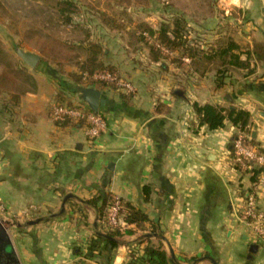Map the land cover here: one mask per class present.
Returning a JSON list of instances; mask_svg holds the SVG:
<instances>
[{
    "label": "crops",
    "instance_id": "1",
    "mask_svg": "<svg viewBox=\"0 0 264 264\" xmlns=\"http://www.w3.org/2000/svg\"><path fill=\"white\" fill-rule=\"evenodd\" d=\"M159 2V8L171 4L172 20H163L161 9L158 20L171 29L181 21L188 38L202 37L211 45L199 43V49L216 58L201 65L172 51L171 59L151 56L145 67L128 56L111 60L113 48L102 47L107 64L123 70L137 92L126 98L91 86L106 100L100 114L107 128L94 142L80 126L53 120L61 90L43 75H33V88L13 97L12 106L0 101V210L9 216L6 227L21 264H128L131 251L160 243L171 264H264V244L240 221L254 182L230 165L237 129L198 128L192 106L250 112L252 138L255 133L264 147V56H255L248 68L232 65L229 56L225 65L220 59L230 44L237 46L230 54L244 61V47L264 43V0ZM114 40L120 41H109ZM225 67L218 86L217 72ZM70 94L67 102L84 104ZM101 196L118 197L147 218L143 228L124 222L116 247L98 239L112 232L89 203ZM36 220L41 221L29 225Z\"/></svg>",
    "mask_w": 264,
    "mask_h": 264
},
{
    "label": "rangeland",
    "instance_id": "2",
    "mask_svg": "<svg viewBox=\"0 0 264 264\" xmlns=\"http://www.w3.org/2000/svg\"><path fill=\"white\" fill-rule=\"evenodd\" d=\"M156 1L160 4V0H0V101L9 102L11 105L13 97H19V94L33 88L35 75H43L61 90L62 97L56 102L74 106L73 102H67L69 93H74L70 94L72 98L80 99L79 89L102 85L92 78L94 74L109 69L119 78L131 82L135 92H124L123 95L124 93L118 91L115 86L109 84L108 87L126 98L133 97L137 92L135 84L123 70L107 64V56H99L105 69L91 72L92 49L98 44L101 47L106 46L109 50L113 48L111 60L118 61L119 58L128 56L145 67L151 64V48L159 53L160 58L171 59V46L161 44L156 35L150 38L146 31L147 27H151L149 24L157 26V29L159 25L167 24L160 21V12L156 14L159 9L163 10L165 15L163 20H172L168 19L171 4L164 3L162 7L159 5V8L155 4ZM167 25L170 26L169 23ZM142 32L147 39L141 35ZM108 37L107 45L102 46L100 41L106 42ZM113 37L120 41H109ZM190 40L195 44L191 45L194 48H200L202 45L207 48L211 45L204 44L205 40L197 35ZM125 45H128V48ZM157 45L165 48L169 54ZM255 45L264 48V43H254L251 47H244L241 55L251 52ZM17 50L40 56L36 68L31 69L26 65L18 56ZM258 52L261 53V50ZM253 58L249 64L254 62ZM220 59L224 61L221 56ZM243 60L247 59L244 57ZM245 72L247 74L249 71ZM81 102L84 103L82 100ZM0 213V218L4 217L7 226L9 220L5 217L9 216L5 215L3 210H0Z\"/></svg>",
    "mask_w": 264,
    "mask_h": 264
},
{
    "label": "trees",
    "instance_id": "3",
    "mask_svg": "<svg viewBox=\"0 0 264 264\" xmlns=\"http://www.w3.org/2000/svg\"><path fill=\"white\" fill-rule=\"evenodd\" d=\"M145 26V25H144ZM147 27V26H145ZM149 37L151 36H157L161 44H169L171 46L172 51L175 52H181L183 55L188 56L190 59L195 60L199 59L201 61V65L204 63L211 64L214 62L217 54H212L209 52H203L199 49L198 46H191L190 43L191 40L188 38L187 32L185 30V27L181 25V21H177L175 23V29H171L170 26L167 24H161L158 31L153 30L152 28H146ZM173 32L175 34V37H172L170 32ZM144 32L141 33V35L144 36ZM145 37V36H144ZM145 39H147L145 37ZM92 49V55L90 58V61L93 65L90 66L91 72L98 69V70H104L105 66L101 62V58L99 56L104 57L103 48L98 44L97 46H93ZM237 48L234 44H230L228 48H226L220 56L223 57H230L232 65H236L237 67L242 68H248L250 60L255 56H263L264 55V48L260 45H255L254 48L251 50V52H248V58L247 60L242 61L239 55H233L230 54L232 49ZM154 48H151L150 55L152 56V59L159 60L161 59L159 57V53L157 51H154ZM258 50H261V53L258 52ZM158 54H157V53ZM223 64H226V61L223 62ZM107 69V68H106ZM109 69V68H108ZM105 70L109 71L111 73L112 70ZM228 69L222 68L219 69L217 72V84L220 86L222 84V79L225 78L226 71ZM102 83L101 86H109L108 83L100 82ZM112 85V84H111ZM62 86V84H61ZM114 86V85H112ZM193 109L197 115V126L198 128H201L203 126H206L209 130L214 131L221 128H224L227 124H231L236 129H238L240 132L250 135L251 140L249 141L251 145L256 146L259 145L255 139L252 138V130H251V113L243 110V109H236V108H224L218 105H199L198 103H194ZM61 124H72L70 122H65ZM75 125V124H74ZM236 134L231 139L229 150L231 153V156L234 155V141L236 139ZM251 174V178L253 182H256L259 170L258 169H251L248 171ZM113 200V197L109 196H101L99 198H96L92 200L90 205H93L95 208L99 210L101 219L106 220L107 211L108 208ZM123 202V200H122ZM124 208L129 209V215H125L124 217ZM123 221L127 222V225L130 224H136L138 227L143 228V223L147 220L146 216L139 210H136L132 207L126 206L123 202V211H122ZM112 232L107 233L106 236H98V239L101 241H105L110 243L113 247H116L119 245V242L117 241L118 238L121 236V229H112ZM130 232V231H129ZM108 237H111L115 240L109 241ZM117 239V240H116ZM98 246L96 245V242L93 243L90 246V251L93 253L96 251ZM132 253V261L128 264H171V261L168 257L167 252L163 249V245L160 243L159 246L154 245H147L143 248L142 253L141 251L138 252V250L131 251ZM90 256L89 254H86V257Z\"/></svg>",
    "mask_w": 264,
    "mask_h": 264
},
{
    "label": "built area",
    "instance_id": "4",
    "mask_svg": "<svg viewBox=\"0 0 264 264\" xmlns=\"http://www.w3.org/2000/svg\"><path fill=\"white\" fill-rule=\"evenodd\" d=\"M163 52L169 54L165 48L157 45ZM96 82H105L114 85L117 90L134 93L135 88L129 81L119 78L116 74L103 71L94 74ZM52 118L57 123L70 122L83 129L87 141L94 142L106 130L107 122L100 113H95L87 105H62L57 104L52 108ZM234 141V155L230 157V165L235 171L248 172L258 169L259 175L253 188L245 197L244 208L240 214V221L250 232L264 244V147L250 144L251 137L237 129ZM231 155V153H230ZM250 174V173H249ZM251 175V174H250ZM123 202L118 197L113 200L108 208L106 222L109 229H125L126 223L122 216Z\"/></svg>",
    "mask_w": 264,
    "mask_h": 264
},
{
    "label": "water",
    "instance_id": "5",
    "mask_svg": "<svg viewBox=\"0 0 264 264\" xmlns=\"http://www.w3.org/2000/svg\"><path fill=\"white\" fill-rule=\"evenodd\" d=\"M18 56L21 60L28 65L31 69H35L38 63L40 62V56L32 52H26L23 50H17ZM176 94L183 95V93L179 90H175ZM80 99L87 105L89 109H91L95 113H100V109L105 107L106 100L103 98L101 91L96 88H80L79 89ZM256 134H253V138H255ZM71 196H66L64 199V204L62 207V213L65 211V204L67 200ZM41 220L31 221L29 225L38 224ZM108 239H112L108 237ZM172 260L175 261V256L172 252L171 254ZM213 264H218L214 260H212ZM0 264H21L20 260L17 256L12 238L8 232L7 227L3 220L0 219Z\"/></svg>",
    "mask_w": 264,
    "mask_h": 264
}]
</instances>
